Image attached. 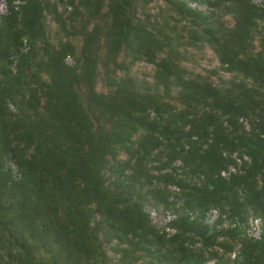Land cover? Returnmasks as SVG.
Listing matches in <instances>:
<instances>
[{
    "label": "trees",
    "instance_id": "trees-1",
    "mask_svg": "<svg viewBox=\"0 0 264 264\" xmlns=\"http://www.w3.org/2000/svg\"><path fill=\"white\" fill-rule=\"evenodd\" d=\"M234 263L264 264V7L5 0L0 264Z\"/></svg>",
    "mask_w": 264,
    "mask_h": 264
},
{
    "label": "built area",
    "instance_id": "built-area-1",
    "mask_svg": "<svg viewBox=\"0 0 264 264\" xmlns=\"http://www.w3.org/2000/svg\"><path fill=\"white\" fill-rule=\"evenodd\" d=\"M255 5L258 7L263 8L264 7V0H251ZM189 5L191 7H197L200 9H205L203 5H199L195 2H189ZM67 61L70 62V58H67ZM234 170V169H231ZM225 174V173H222ZM144 211L149 215V218L151 222L157 226L164 227L166 231H172L173 229L168 226V222L171 221L175 215L171 213L169 210L159 211L152 207L149 204L144 205ZM220 215L218 209L212 208L208 210L206 213V217L209 220H215ZM224 218V215L222 216ZM235 223L231 222V226H233ZM229 225V221L225 220L221 226L227 227ZM262 225L263 221L261 218H250L248 220L247 226L244 228V234L252 239H260L262 234ZM231 259H235V251L231 253ZM235 264V263H234Z\"/></svg>",
    "mask_w": 264,
    "mask_h": 264
},
{
    "label": "rangeland",
    "instance_id": "rangeland-1",
    "mask_svg": "<svg viewBox=\"0 0 264 264\" xmlns=\"http://www.w3.org/2000/svg\"><path fill=\"white\" fill-rule=\"evenodd\" d=\"M151 4L153 5L154 3H151ZM4 11H5V0H0V13H3ZM197 51H194V54L191 57V59L186 60L183 63L189 69H193L195 71H203L204 69H213L215 65H217L218 63L217 59L215 55L213 54V52L208 47H204V49L199 50L198 52ZM70 62H71V59H70ZM133 70L136 73H138L139 76H141L142 71L151 72L152 67L149 64L140 62L134 66ZM230 169H233V168L231 167Z\"/></svg>",
    "mask_w": 264,
    "mask_h": 264
}]
</instances>
